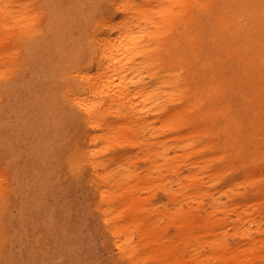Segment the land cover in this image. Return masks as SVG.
<instances>
[{
  "label": "rangeland",
  "instance_id": "1",
  "mask_svg": "<svg viewBox=\"0 0 264 264\" xmlns=\"http://www.w3.org/2000/svg\"><path fill=\"white\" fill-rule=\"evenodd\" d=\"M212 1L236 4L233 0ZM29 2L30 11L36 13L31 26L25 27L23 20L7 18L0 28L3 30L0 34V264H132L116 248L112 233L102 220L97 193L89 180V167L81 160L85 141L66 107L72 80L68 71L82 55L88 34L100 28L108 0ZM18 8L15 6V11ZM175 9L180 10L175 16L181 13L183 19L168 30V36L176 39L175 44L184 55L190 58L199 53L202 58L210 57L215 68L227 71L225 80L242 74L243 70L238 68L241 58L231 54L232 33L228 28L219 31L216 27L215 6L205 11L196 7V14L187 6ZM186 28L191 39L184 37ZM222 48L227 51L224 53ZM193 64L194 60L188 61L186 74L187 68H194ZM217 73L214 69H204L199 75L209 79ZM226 94L239 121L232 132L243 131L259 141L245 139L243 148L250 156L255 150L264 151L263 104L238 90ZM176 106L167 105V109L174 111ZM250 108L254 111L246 114L245 110ZM192 111L187 120L179 122L176 131L159 125L163 119L159 116L157 129H151L153 125L149 124L146 127L149 131L138 129L137 134L129 133L116 117L108 115V126L117 130L111 131L108 143L98 139L95 150L106 146V153L98 150L95 157L108 160V168L116 166L118 161L125 162L143 175L148 172L149 164L140 158L141 150L131 145L130 140L148 144L142 153L156 147L161 149V145L169 148L168 157H181L183 150L189 151L179 176L187 172L189 165L191 170L204 167L197 170L203 187L220 196V201L228 206L227 212L215 211L209 215V219H220L212 226L198 214L188 222L186 217L177 218L162 211L165 214L157 216V237L163 241L160 251L163 253L162 249L169 244L181 248L166 249L164 260L150 256L146 264H169L171 258L188 257V248L183 244L186 237L200 239L192 248L199 252L203 263L207 259L208 264H221L220 256L238 253L239 264H264V163H245L236 152L222 157L221 146H225V141L218 127L221 120H213L215 116L199 120ZM250 117L254 118L252 123ZM99 132L100 129H95V133ZM203 133L206 134L202 136ZM242 143L239 137L228 142L232 150ZM205 144L209 147L205 148ZM161 161L154 158L153 163ZM214 172L223 179L213 181ZM151 176L152 188L143 190L142 195L153 194L149 205L158 210H173L178 206L177 200H171L162 189L161 173L154 169ZM156 176L159 177L155 180ZM175 177L171 173V179ZM184 190L190 193L194 187L189 185ZM203 204L209 209L207 199ZM118 205L117 202V208ZM248 225L251 228L246 230ZM206 238H221L225 249L218 251L215 246L210 247L203 240ZM133 239L138 244L141 242L138 232H134Z\"/></svg>",
  "mask_w": 264,
  "mask_h": 264
},
{
  "label": "bare ground",
  "instance_id": "2",
  "mask_svg": "<svg viewBox=\"0 0 264 264\" xmlns=\"http://www.w3.org/2000/svg\"><path fill=\"white\" fill-rule=\"evenodd\" d=\"M233 2L236 4L215 3L212 0H108L100 28L93 29L88 34L82 55L69 67L68 75H71L72 80L67 92L69 102L66 107L71 111L74 124L82 132L85 141L81 160L89 167V180L94 193H97V208L102 220L112 233L116 248L132 264H146L150 256L164 260L167 258L166 249L181 248L178 244H169L170 246L162 249L163 253L160 251L163 241L157 237V216L165 214L162 211H168L169 215L177 218L186 217L188 222L198 214L205 217L207 225L212 226L218 224L220 219H209V215L215 211L227 212L229 209L225 202L220 201V196L216 197L214 192H208L203 187V179L197 170H203L204 167L198 166L197 170H191L192 166L189 165L187 172L179 176L183 160L189 151L183 150L181 157H168L169 148L161 145V149L156 147L142 153V148L148 144L130 140L131 145L141 150L140 158L148 162V172L141 175L122 161L108 168V160L95 157L98 150L106 153V146L95 150L98 139L103 138L108 143L111 131L117 130L108 126V115L116 117L131 134H137L138 129L149 131L146 128L149 124L153 125L151 129H157L156 119L159 116H163L159 125L172 131L177 130L180 121L187 120L192 110L199 120L215 116L213 120H221L217 124L225 141V146H221L222 157L227 158L229 154L236 152L245 163H264V151L255 150L254 155L250 156L249 151L243 148L249 139L258 141L255 136H249L243 131L235 134L232 132L239 121L232 111L231 103L227 102L226 94L227 91L238 90L253 101L258 98L264 111V0ZM15 6L19 7L16 11ZM176 6H187L193 14H196V7L203 11L213 6L217 8L216 27L219 31L228 28L232 33L231 54L241 58L238 68L243 70L242 74L225 80L228 77L227 71L221 67L215 68L210 57L202 58L199 53H195L188 58L178 49L176 39L168 36V30L171 31L183 19L179 16L181 13L175 16L180 12L175 9ZM29 7V0H0V28L6 24L7 18L16 22L23 20L25 27L31 26L36 13H32ZM188 29L183 34L191 39ZM2 32L0 30V34ZM225 43L226 41L221 45ZM222 51L225 53L227 50L222 48ZM189 60H194V68H187L186 74L185 67ZM204 69H214L218 75L211 74L209 79L201 77L199 74ZM250 84L254 87L253 91L249 88ZM167 105H177L176 110L167 109ZM251 111L254 109H247L245 113ZM248 120L252 123L254 118L250 117ZM95 129H100L101 132L95 133ZM234 137L243 140L236 148L237 151L230 149L231 145L228 144L230 138ZM188 146L192 147L191 143ZM207 147L209 144L205 146ZM154 158L162 161L154 164ZM154 169L161 173L160 184L164 192L171 200H177L178 206L173 210H158L149 205L153 194L142 195L143 190L152 188L154 179L151 175ZM171 173H175L177 177L171 179ZM216 174L213 173V181H220L222 175L217 177ZM174 184L176 188L172 187ZM189 185L194 190L186 193L184 189ZM179 197L181 199L178 201ZM205 199L209 209L203 204ZM181 202L187 208H183ZM116 210L118 211L114 212ZM119 218L123 221L120 222ZM250 228L251 225H248L245 229ZM134 232L139 233V244L133 239ZM196 240L200 239L184 238L183 244L188 248V257L171 258L167 260L169 264H208L209 261L205 259L203 263L199 259V252L192 248L196 245ZM203 240L210 247L218 248V251L226 247L221 238ZM145 248L148 250H144ZM236 259H240V255L233 253L220 256L218 262L239 264Z\"/></svg>",
  "mask_w": 264,
  "mask_h": 264
}]
</instances>
